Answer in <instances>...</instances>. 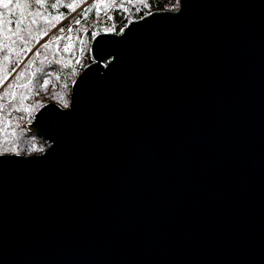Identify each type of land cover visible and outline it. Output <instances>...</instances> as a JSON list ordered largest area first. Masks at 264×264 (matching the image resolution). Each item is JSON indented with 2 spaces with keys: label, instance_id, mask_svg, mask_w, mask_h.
Instances as JSON below:
<instances>
[{
  "label": "water",
  "instance_id": "1",
  "mask_svg": "<svg viewBox=\"0 0 264 264\" xmlns=\"http://www.w3.org/2000/svg\"><path fill=\"white\" fill-rule=\"evenodd\" d=\"M69 105L0 153V264H264V0L99 32Z\"/></svg>",
  "mask_w": 264,
  "mask_h": 264
},
{
  "label": "trees",
  "instance_id": "2",
  "mask_svg": "<svg viewBox=\"0 0 264 264\" xmlns=\"http://www.w3.org/2000/svg\"><path fill=\"white\" fill-rule=\"evenodd\" d=\"M87 1L0 0V153L34 154L49 145L25 124L47 102L69 105L75 77L91 62L90 42L105 31L102 21L118 33L169 2L93 0L76 13ZM60 23L64 33L48 36Z\"/></svg>",
  "mask_w": 264,
  "mask_h": 264
},
{
  "label": "rangeland",
  "instance_id": "3",
  "mask_svg": "<svg viewBox=\"0 0 264 264\" xmlns=\"http://www.w3.org/2000/svg\"><path fill=\"white\" fill-rule=\"evenodd\" d=\"M91 1H93V0H88L80 9H78L77 11H76V13H78L79 11H81V10H83V8L89 3V2H91ZM172 1V0H171ZM179 2H180V0H174V2H167V4L165 5V7H166V9H175L176 7H179ZM75 13V14H76ZM101 19V18H100ZM75 20H77V17L74 19V21ZM102 23V25H104L105 27H104V30L105 31H102V32H109V29L106 27L107 25H108V21H102L101 22ZM63 26V23H60V24H58L57 26H55L54 27V29L48 34V36L49 35H51L52 33H54V32H59L60 34H63L64 33V31H61V27ZM93 26H91L90 28H92ZM68 29H70V27L68 28ZM92 41V40H91ZM90 44H91V42H90ZM89 52H90V47H89Z\"/></svg>",
  "mask_w": 264,
  "mask_h": 264
},
{
  "label": "built area",
  "instance_id": "4",
  "mask_svg": "<svg viewBox=\"0 0 264 264\" xmlns=\"http://www.w3.org/2000/svg\"><path fill=\"white\" fill-rule=\"evenodd\" d=\"M169 1H170V2H174V0H172V1H171V0H169ZM177 8H178V7H176V8H175V9H173V10H176Z\"/></svg>",
  "mask_w": 264,
  "mask_h": 264
},
{
  "label": "snow or ice",
  "instance_id": "5",
  "mask_svg": "<svg viewBox=\"0 0 264 264\" xmlns=\"http://www.w3.org/2000/svg\"><path fill=\"white\" fill-rule=\"evenodd\" d=\"M77 23H79V21H77ZM61 31H63V29H61Z\"/></svg>",
  "mask_w": 264,
  "mask_h": 264
}]
</instances>
